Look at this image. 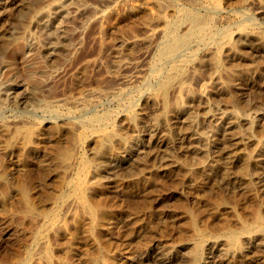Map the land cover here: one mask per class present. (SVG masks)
<instances>
[{
    "label": "rangeland",
    "instance_id": "374dc122",
    "mask_svg": "<svg viewBox=\"0 0 264 264\" xmlns=\"http://www.w3.org/2000/svg\"><path fill=\"white\" fill-rule=\"evenodd\" d=\"M38 1L0 0V264H264V0Z\"/></svg>",
    "mask_w": 264,
    "mask_h": 264
},
{
    "label": "bare ground",
    "instance_id": "6f19581e",
    "mask_svg": "<svg viewBox=\"0 0 264 264\" xmlns=\"http://www.w3.org/2000/svg\"><path fill=\"white\" fill-rule=\"evenodd\" d=\"M21 1V0H20ZM34 0H29V2L30 3H32ZM19 2V1H18ZM37 2H39L38 0H37ZM22 3V2H21ZM24 3V2H23ZM25 3H26V1H25ZM39 4V3H38ZM14 5V4H13ZM7 7V6H6ZM1 9V8H0ZM14 9V8H13ZM32 9V8H31ZM30 9V6L28 5V4H24V6L23 5H18V6H16L15 7V16H14V18L10 21V24H9V26L6 28V30H5V33L6 34H11L12 32H13V28H14V26L16 25V24H19V22H20V18L24 15V14H26L25 12H28L29 10H31ZM3 12V11H2ZM31 12H32V10H31ZM30 12V13H31ZM1 13V12H0ZM13 13V12H12ZM14 14V13H13ZM28 15V14H27ZM199 15V14H198ZM24 17V16H23ZM26 17V16H25ZM195 17V16H194ZM25 19V18H24ZM23 19V20H24ZM196 21V20H195ZM9 23V22H8ZM7 23V24H8ZM17 27H19V26H17ZM22 27V26H21ZM5 28V27H4ZM20 28V27H19ZM4 32V31H3ZM228 32V31H227ZM4 33V34H5ZM14 33H17V32H14ZM13 33V34H14ZM1 34V33H0ZM13 34H12V36H13ZM5 36V35H4ZM1 37H3V36H1ZM15 37V36H14ZM8 38V37H7ZM254 41V40H253ZM5 42V41H4ZM4 42H1V44L3 43L4 44ZM9 43V42H8ZM260 44H261V42H259ZM256 44H258V43H256ZM258 46V45H257ZM0 49H1V47H0ZM2 50V49H1ZM5 50V49H4ZM237 100V99H236ZM172 119V118H171ZM172 124V123H171ZM172 126V125H171ZM231 132V131H230ZM229 134V133H228ZM226 135V136H230V135ZM171 136H172V134H171ZM234 136V135H233ZM230 140V139H229ZM235 140V139H234ZM56 142V141H55ZM54 142V143H55ZM58 143V142H57ZM56 143V144H57ZM53 144V143H52ZM225 144V143H224ZM70 147V146H69ZM110 147H112V146H110ZM55 148V147H54ZM225 148H226V146H225ZM57 149V148H56ZM71 149V148H70ZM221 149V148H220ZM55 151V150H54ZM59 151V150H58ZM57 151V152H58ZM55 153V152H54ZM61 153V152H60ZM225 153V152H224ZM61 155H62V153H61ZM67 156V155H66ZM65 156V157H66ZM10 166V165H9ZM11 167V166H10ZM5 168V167H4ZM49 172V171H48ZM40 177V176H39ZM126 180V179H125ZM148 195V194H147ZM242 195V194H241ZM156 197V196H155ZM207 198V197H206ZM215 199V198H214ZM178 202V201H177ZM93 205V204H92ZM101 205V204H100ZM214 206V205H213ZM165 209V208H164ZM140 217V216H139ZM142 217V216H141ZM107 218V217H106ZM176 218V217H175ZM134 223H136V221L134 222ZM162 223V222H161ZM134 225V224H133ZM191 225H192V222H191ZM131 227V226H130ZM204 228V227H203ZM128 229V228H127ZM138 234V233H137ZM140 235V234H139ZM88 237V236H87ZM137 237V236H136ZM156 238V237H155ZM152 239V238H151ZM126 243V242H125ZM122 245V244H121ZM124 245V244H123ZM158 260V259H157ZM195 260V259H194ZM159 261V260H158ZM192 264V263H191Z\"/></svg>",
    "mask_w": 264,
    "mask_h": 264
}]
</instances>
